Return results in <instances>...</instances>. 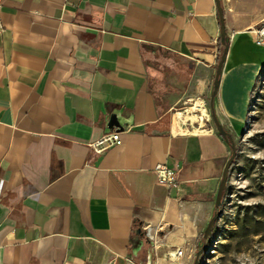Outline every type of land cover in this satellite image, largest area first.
<instances>
[{"label":"crops","instance_id":"1","mask_svg":"<svg viewBox=\"0 0 264 264\" xmlns=\"http://www.w3.org/2000/svg\"><path fill=\"white\" fill-rule=\"evenodd\" d=\"M219 3L224 41L215 0H0V264H194L231 155L218 59L230 135L264 67V0Z\"/></svg>","mask_w":264,"mask_h":264},{"label":"rangeland","instance_id":"2","mask_svg":"<svg viewBox=\"0 0 264 264\" xmlns=\"http://www.w3.org/2000/svg\"><path fill=\"white\" fill-rule=\"evenodd\" d=\"M257 31L264 32V22ZM247 120L244 132L240 128L231 135L237 154L222 198L223 213L198 264H264V67Z\"/></svg>","mask_w":264,"mask_h":264},{"label":"water","instance_id":"3","mask_svg":"<svg viewBox=\"0 0 264 264\" xmlns=\"http://www.w3.org/2000/svg\"><path fill=\"white\" fill-rule=\"evenodd\" d=\"M215 2H216V7H217V14H218L220 38H221V41H224V39L226 37L224 15H223L222 8L220 7L219 0H215ZM225 55H226V51H224L222 53L220 60H219V63L217 65V69H216V73H215V79H214V85H213L214 93H213V96L211 97L209 107H210L211 117H212V120L214 122V125H215L219 135L229 145L231 155H230V157H229V159H228V161H227V163L223 169L221 182H220V185H219V188L217 191L216 201H215L216 213L213 215V217L209 221V223H208V225H207V227L203 233V239H204L205 243L198 250L194 264L199 263V258L204 254L205 248L208 246V244L211 240L213 227L216 224V222L218 221V219L222 216V213H223L222 198H223L224 193L227 189L228 180H229V177L231 174V168L235 162L236 154H237L233 138L229 133L224 131V129L220 126V124H219V122L215 116L214 105H213L215 92H216V89L218 87L219 77L221 75L222 66H223V63L225 60ZM120 119H121V117L119 114L111 115L107 121L105 134H108L110 132L121 133L124 131L125 127L130 126V123L122 122ZM137 234L139 235L140 231H138Z\"/></svg>","mask_w":264,"mask_h":264},{"label":"built area","instance_id":"4","mask_svg":"<svg viewBox=\"0 0 264 264\" xmlns=\"http://www.w3.org/2000/svg\"><path fill=\"white\" fill-rule=\"evenodd\" d=\"M257 36V44L264 46V32L257 31ZM246 122H248V120ZM123 132H129V130H124ZM123 132H110L108 134H104L96 141L89 143L88 149L99 161L121 145L120 136ZM153 173L158 185L167 189L178 190V169L168 168L167 166L160 164L154 168ZM175 255L180 257L182 252L177 251Z\"/></svg>","mask_w":264,"mask_h":264},{"label":"bare ground","instance_id":"5","mask_svg":"<svg viewBox=\"0 0 264 264\" xmlns=\"http://www.w3.org/2000/svg\"><path fill=\"white\" fill-rule=\"evenodd\" d=\"M190 114H191V118L194 119L195 121L202 123L206 117H207V113H206V109L204 107V105L202 104V102L198 101L196 102V104H194L190 110H189ZM250 123L245 122L241 128H242V132H244L245 128H246V124Z\"/></svg>","mask_w":264,"mask_h":264},{"label":"trees","instance_id":"6","mask_svg":"<svg viewBox=\"0 0 264 264\" xmlns=\"http://www.w3.org/2000/svg\"><path fill=\"white\" fill-rule=\"evenodd\" d=\"M219 60H220V57H219V59H218V62H219ZM232 169V168H231ZM203 239V236H201L200 237V240H202ZM200 249V247L198 248V250Z\"/></svg>","mask_w":264,"mask_h":264}]
</instances>
